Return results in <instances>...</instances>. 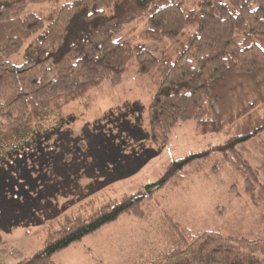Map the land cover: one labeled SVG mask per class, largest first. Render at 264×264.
Here are the masks:
<instances>
[{
	"label": "trees",
	"instance_id": "1",
	"mask_svg": "<svg viewBox=\"0 0 264 264\" xmlns=\"http://www.w3.org/2000/svg\"><path fill=\"white\" fill-rule=\"evenodd\" d=\"M57 1L0 0V159L66 122V108L102 82L119 85L134 57L138 78L151 75L154 89L147 107L152 143H165L186 121L198 135H226L220 155L208 161L199 162L208 152L172 161L157 189L188 179L190 168L199 173L210 161L213 173L240 175L229 196L242 194L264 227V182L239 148L253 142L264 160V0H195L188 7L186 0ZM45 2L55 5L27 10ZM130 23L142 24L143 41L169 44L158 55L143 43L130 45L117 37ZM26 43L25 61L12 64L9 57ZM158 205L152 194L137 191L86 214H67L38 231L41 247L16 264H57L54 254L121 216L152 219ZM159 222L163 247L132 264H264V238L198 230L165 215Z\"/></svg>",
	"mask_w": 264,
	"mask_h": 264
},
{
	"label": "rangeland",
	"instance_id": "2",
	"mask_svg": "<svg viewBox=\"0 0 264 264\" xmlns=\"http://www.w3.org/2000/svg\"><path fill=\"white\" fill-rule=\"evenodd\" d=\"M66 1L72 0L57 2ZM194 2L186 0L184 7ZM54 5L29 4L27 10L46 11ZM142 29V24L130 23L117 37L130 45L143 43L155 55L169 44L166 39L162 43L143 41ZM27 43L9 57L12 64L25 61ZM150 77L138 78L133 57L119 85L102 82L88 98L66 108V122L38 136L29 147L0 159L1 264H16L35 253L42 245L36 233L48 223L67 214H86L124 194L145 191L166 175L174 160L195 152H208L199 162L208 161V155H220L225 133L198 135L193 121L179 122L165 143L151 142L147 107L154 89ZM255 145L247 142L239 148L264 182V160L256 154ZM211 167L209 161L199 173L190 168L187 180L152 191V200L159 204L154 218L138 221L121 216L54 254L53 260L57 264H132L140 254L157 253L163 247L161 215L198 230L223 234L235 230L249 239L264 238L258 212L242 194L229 196V185L240 175L233 178L234 172L226 169L213 173ZM227 202V206H217Z\"/></svg>",
	"mask_w": 264,
	"mask_h": 264
},
{
	"label": "water",
	"instance_id": "3",
	"mask_svg": "<svg viewBox=\"0 0 264 264\" xmlns=\"http://www.w3.org/2000/svg\"><path fill=\"white\" fill-rule=\"evenodd\" d=\"M160 186V182L156 183V184H152V185H149L145 188V191L150 194L152 191L156 190L157 188H159Z\"/></svg>",
	"mask_w": 264,
	"mask_h": 264
},
{
	"label": "built area",
	"instance_id": "4",
	"mask_svg": "<svg viewBox=\"0 0 264 264\" xmlns=\"http://www.w3.org/2000/svg\"><path fill=\"white\" fill-rule=\"evenodd\" d=\"M8 254H9V255H13V251H10ZM0 264H1V263H0Z\"/></svg>",
	"mask_w": 264,
	"mask_h": 264
}]
</instances>
